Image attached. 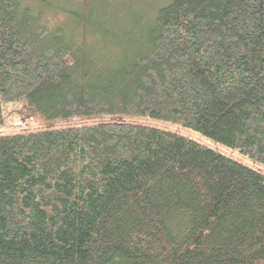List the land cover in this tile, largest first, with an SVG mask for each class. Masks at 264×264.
Instances as JSON below:
<instances>
[{"label":"trees","instance_id":"obj_1","mask_svg":"<svg viewBox=\"0 0 264 264\" xmlns=\"http://www.w3.org/2000/svg\"><path fill=\"white\" fill-rule=\"evenodd\" d=\"M87 3L0 0V264H264V173L126 121L264 166V0Z\"/></svg>","mask_w":264,"mask_h":264},{"label":"rangeland","instance_id":"obj_2","mask_svg":"<svg viewBox=\"0 0 264 264\" xmlns=\"http://www.w3.org/2000/svg\"><path fill=\"white\" fill-rule=\"evenodd\" d=\"M24 1H30V0H24ZM52 2H69V1H73V0H51ZM88 2L87 4H84L85 8L90 9L91 12L93 13H100L101 11H107L109 9V7L107 5L103 4V1L100 0H80V2ZM108 5L110 6V9L108 10V12L110 13L111 11H120L121 6H123L125 3H128V8H131L132 11H143L145 10L146 12L150 11L152 8L161 6L162 4L166 3L168 0H105ZM32 3V2H30ZM123 8V7H122ZM86 9H84L85 11ZM88 10H86L85 13H87ZM46 17H47V22L49 23V25L52 26H56L58 24H60L63 21V17L61 16L62 13H59V11L57 10H52L49 9L47 10L46 13ZM119 15V14H116ZM6 130L8 132H18V131H22V130H36V129H40L43 128L44 123L43 121H41V119L31 116L30 114H28V112L25 110V108L23 107L22 104H18V105H13L12 107L8 108L6 111ZM78 121L80 123H82L83 120H79ZM127 122H138V123H144V124H148L151 126H156V127H161V128H166V129H170V130H174L176 132H179L180 134L202 142L204 144H207L213 148H215L216 150H218L219 152H221L222 154L226 155L227 157L234 159L236 161H239L240 163H243L245 165H248L249 167L259 170L262 173H264V166L258 164L255 160H251L248 157H246L245 155L240 154L237 150L235 149H225V148H221L218 146L213 145L210 142H207L205 139L201 138L199 135L191 132V131H187L185 129H181L179 127H174V126H166V124H162L160 122H156V121H151L148 119H143V118H134V117H129L126 119ZM61 124H57V126H59ZM20 126V127H19ZM19 128V129H18Z\"/></svg>","mask_w":264,"mask_h":264},{"label":"bare ground","instance_id":"obj_3","mask_svg":"<svg viewBox=\"0 0 264 264\" xmlns=\"http://www.w3.org/2000/svg\"><path fill=\"white\" fill-rule=\"evenodd\" d=\"M20 127V126H19ZM19 129V128H18Z\"/></svg>","mask_w":264,"mask_h":264}]
</instances>
